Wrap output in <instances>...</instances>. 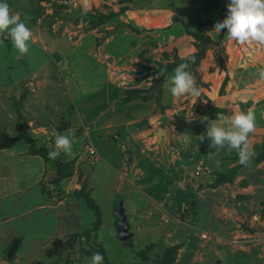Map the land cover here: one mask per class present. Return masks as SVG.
Returning a JSON list of instances; mask_svg holds the SVG:
<instances>
[{
  "label": "rangeland",
  "instance_id": "1",
  "mask_svg": "<svg viewBox=\"0 0 264 264\" xmlns=\"http://www.w3.org/2000/svg\"><path fill=\"white\" fill-rule=\"evenodd\" d=\"M64 1L0 0L32 32L25 55L13 48L10 38L0 37V140L5 134L10 138L0 146V264H91L95 253L113 264H146L140 251L150 264L166 261L169 255H174L170 264H264V226L247 225L250 217L264 216V210L247 207L243 200L233 203L232 195L218 189L198 195L195 204L204 208L194 210L192 197L176 194L172 173H157L153 155L145 158L139 150L135 160L126 161L117 145L121 137L108 136L102 143L91 124L79 118V98L70 97L64 83L63 47L83 33H108L106 24H115L129 4L146 6L163 0H88L87 8L85 0H72L71 6ZM209 2L217 15L200 21L207 29L188 31L196 50L182 62L189 65L186 70L202 90L205 69L219 70L228 55L227 41L235 43L227 39V29L210 33L217 21L226 18L229 0ZM169 52L172 62L159 70L168 82L179 65L168 67L178 58L174 50ZM82 68L88 70L89 65ZM87 78L84 74L77 80ZM171 97L168 89L166 101L170 103ZM58 134L71 139L72 155L61 151L50 160L48 153L56 150ZM50 171L59 176L47 178ZM260 173L246 175L256 185L254 178L263 181ZM119 200L133 233L130 240L117 236L113 208ZM206 214H215L218 221L209 223ZM201 232H207L205 239ZM14 238L17 246L7 257Z\"/></svg>",
  "mask_w": 264,
  "mask_h": 264
},
{
  "label": "crops",
  "instance_id": "2",
  "mask_svg": "<svg viewBox=\"0 0 264 264\" xmlns=\"http://www.w3.org/2000/svg\"><path fill=\"white\" fill-rule=\"evenodd\" d=\"M158 3L129 4L115 24H106L108 33H83L63 47V80L69 96L74 100L79 98V118L82 116L91 124L100 134L102 143L108 136L121 137L117 145L123 148L121 152L126 161L135 160L139 150L146 154L145 158L153 155L157 173H172L170 183H174L176 194L188 195L190 200L192 197L193 206L195 199H200L198 195L218 189L232 195L233 203L243 200L247 207L256 205L255 208L264 210V158L255 163L264 148V81L258 75L264 68V47L255 42L240 46L227 41L228 55L224 57L223 66L203 72L206 85L203 90L200 86L201 95L185 101L172 96L169 103L165 98L169 82L159 76V70L172 62L169 51L174 50L178 58H184L196 50L194 37L188 31L207 29L200 21L215 17L217 8H207L200 0ZM121 23L124 26H120ZM84 63L89 65L88 70H83ZM84 74L88 75L85 81L77 80ZM154 78L163 80L161 95L145 96L143 93L151 88ZM174 99L178 102L171 103ZM249 110L255 115L256 127L249 134L253 154L245 166L239 164L235 150L211 148V141L206 137L207 122L200 121L205 116L214 120L233 111L247 113ZM160 127L163 134L159 136ZM202 134H205L203 143L197 139ZM257 170L262 171L263 181L254 178L257 184L253 185L246 174L252 175ZM229 173L232 180L223 179L216 186L211 185L218 178L229 177ZM200 185L203 188L198 192L195 189ZM250 186L253 188L249 192H243ZM203 208L197 203L193 209L203 211ZM254 214L251 215L256 217ZM209 217V223L217 220L215 214ZM250 222L264 226V216L253 220L250 217L247 225Z\"/></svg>",
  "mask_w": 264,
  "mask_h": 264
},
{
  "label": "clouds",
  "instance_id": "3",
  "mask_svg": "<svg viewBox=\"0 0 264 264\" xmlns=\"http://www.w3.org/2000/svg\"><path fill=\"white\" fill-rule=\"evenodd\" d=\"M88 0H85V7ZM227 29L226 37L240 46H249L254 42L264 47V0H229L226 18L217 21L213 27L215 33ZM0 37L10 38L13 48L20 54L29 52L31 30L19 18V14H12L7 3H0ZM189 65L181 63L174 69V75L169 78V91L176 99L198 98L201 89L196 85L195 77L187 71ZM259 78L264 81V68L258 71ZM195 104V103H194ZM201 123L207 122L206 137L211 141V148H225L235 150L238 162L247 166L252 156L249 144V134L255 131V115L249 110L247 113L233 111L230 115H221L214 120L207 116L201 118ZM197 139L203 143L205 134ZM72 141L68 136L57 135L55 149L48 153L50 160L59 157L60 152L72 155ZM103 256L95 253L91 257V264H102Z\"/></svg>",
  "mask_w": 264,
  "mask_h": 264
},
{
  "label": "water",
  "instance_id": "4",
  "mask_svg": "<svg viewBox=\"0 0 264 264\" xmlns=\"http://www.w3.org/2000/svg\"><path fill=\"white\" fill-rule=\"evenodd\" d=\"M68 6H71L73 4L72 0H65L64 1ZM120 26H124V23H121ZM163 88V80L159 78H154L151 80V88L144 92L143 94L145 96H156L160 97L161 95V90ZM163 134V130L160 127V130L158 131V135L160 136ZM10 142V138L7 134L3 135L2 139L0 140V146H4L5 144H8ZM59 175L57 172H48L47 178L54 179L58 177ZM114 214L117 217V221L115 224V228L117 231V236L120 240H127L130 237H132L133 233L130 231V224L127 220V215L125 213V209L123 206V201L119 200L117 201L116 204H114ZM18 239L14 238L10 247L7 250V257H10L12 251L16 248L17 246Z\"/></svg>",
  "mask_w": 264,
  "mask_h": 264
},
{
  "label": "trees",
  "instance_id": "5",
  "mask_svg": "<svg viewBox=\"0 0 264 264\" xmlns=\"http://www.w3.org/2000/svg\"><path fill=\"white\" fill-rule=\"evenodd\" d=\"M202 1V3H203V5H205L207 8H209V7H212V4H213V2H209V0H207V1H203V0H201ZM213 8V7H212ZM188 59H190V57H184V58H177V61H176V63H172V64H169L168 65V67H174L175 66V64H181L183 61L185 62V61H187ZM192 64V63H191ZM237 154V153H236ZM264 158V148H263V151L260 153V154H258L257 155V157L255 158V163H257V162H259L261 159H263ZM236 173V171L232 174V175H234ZM232 175L231 176H229V177H226V176H224L222 179L221 178H218V179H216V181L215 182H213L211 185H213V186H216L217 185V183H218V181L220 180V181H222L223 179H229V180H232L233 178H232ZM224 181V180H223ZM96 226H98L97 225V223H96ZM16 239H18V238H16ZM128 240H130V239H128ZM101 253H103V248L101 249ZM139 255H141V257L146 261V264H150L149 262H151L150 261V258H148L147 257V255H146V253H144V251H140V254ZM172 257H174V255L173 256H168V258L166 259V261H164L163 259H158V262H156V260H154L156 263H158V264H170L171 263V261L173 260V258ZM164 261V262H163ZM163 262V263H162ZM102 264H113V263H110L105 257H104V259H103V262H102ZM116 264V263H115ZM133 264H137V263H133Z\"/></svg>",
  "mask_w": 264,
  "mask_h": 264
},
{
  "label": "built area",
  "instance_id": "6",
  "mask_svg": "<svg viewBox=\"0 0 264 264\" xmlns=\"http://www.w3.org/2000/svg\"><path fill=\"white\" fill-rule=\"evenodd\" d=\"M89 152H90V154H94V149H93V148H90V149H89ZM195 173L198 174L199 171L196 170ZM255 219H257V217H256ZM200 237H201L202 239H205V238L207 237V232H201Z\"/></svg>",
  "mask_w": 264,
  "mask_h": 264
},
{
  "label": "flooded vegetation",
  "instance_id": "7",
  "mask_svg": "<svg viewBox=\"0 0 264 264\" xmlns=\"http://www.w3.org/2000/svg\"><path fill=\"white\" fill-rule=\"evenodd\" d=\"M191 1H193V0H191Z\"/></svg>",
  "mask_w": 264,
  "mask_h": 264
}]
</instances>
